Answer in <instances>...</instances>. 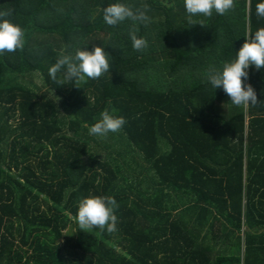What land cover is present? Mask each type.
<instances>
[{"label": "trees", "instance_id": "obj_1", "mask_svg": "<svg viewBox=\"0 0 264 264\" xmlns=\"http://www.w3.org/2000/svg\"><path fill=\"white\" fill-rule=\"evenodd\" d=\"M110 2L0 0L25 29L23 48L0 53V264H264V68L246 69L255 106L207 81L264 27L257 0L191 21L183 0H122L148 22L108 25ZM99 32L109 72L49 78ZM104 109L125 124L89 135ZM89 193L115 197V232L80 229Z\"/></svg>", "mask_w": 264, "mask_h": 264}, {"label": "clouds", "instance_id": "obj_2", "mask_svg": "<svg viewBox=\"0 0 264 264\" xmlns=\"http://www.w3.org/2000/svg\"><path fill=\"white\" fill-rule=\"evenodd\" d=\"M189 21L197 15L211 16L213 12L223 15L234 6V0H183ZM257 16L264 17V0H257L255 5ZM6 11H0V53L21 49L25 43V29L20 24L7 19ZM102 19L108 25H116L124 20L146 23L149 20L142 9H133L122 0H113L102 7ZM134 26L129 31V39L133 49L139 51L147 46L143 36L137 35ZM244 41L235 51L234 57L223 61L219 67L207 73V81L213 89H222L233 105L255 106L257 95L251 84L246 83V69L252 66L264 68V27L249 32ZM109 54L101 46L93 45L91 49L78 46L71 55L59 56L48 68L49 78L57 81V73L64 81L79 87L80 82L89 78H98L102 73L109 72ZM243 78V79H242ZM63 84V83H58ZM125 124V118L117 115L115 110L100 111L99 118L88 128L89 135L105 138L109 133L118 132ZM119 204L112 195H96L89 193L77 201L74 214L80 229L93 226L115 232L117 216L115 210Z\"/></svg>", "mask_w": 264, "mask_h": 264}, {"label": "rangeland", "instance_id": "obj_3", "mask_svg": "<svg viewBox=\"0 0 264 264\" xmlns=\"http://www.w3.org/2000/svg\"><path fill=\"white\" fill-rule=\"evenodd\" d=\"M155 18L158 19V18H161V17H160L159 14H158V15H155ZM105 35H106V33H104V32H99V33H97L96 35H94L92 38H90V39H89V42L102 46V45H103V42L101 41V39L104 38ZM106 38H107V37H106ZM35 81L37 82V84L40 83L39 78L36 79ZM61 112L63 113V115H64V114L66 115L64 118H65V120H67V114H66V112H65V110H64L63 108H61ZM130 197H131V195H130ZM171 213H172V215H174V216H178V215L181 214V212H180L178 209H173V210H171Z\"/></svg>", "mask_w": 264, "mask_h": 264}]
</instances>
